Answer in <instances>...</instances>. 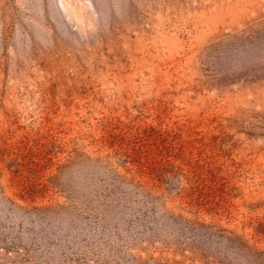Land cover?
<instances>
[{
  "label": "rangeland",
  "instance_id": "1",
  "mask_svg": "<svg viewBox=\"0 0 264 264\" xmlns=\"http://www.w3.org/2000/svg\"><path fill=\"white\" fill-rule=\"evenodd\" d=\"M0 264H264V0H0Z\"/></svg>",
  "mask_w": 264,
  "mask_h": 264
}]
</instances>
